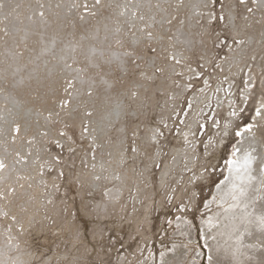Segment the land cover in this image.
Wrapping results in <instances>:
<instances>
[{
  "label": "rangeland",
  "instance_id": "obj_1",
  "mask_svg": "<svg viewBox=\"0 0 264 264\" xmlns=\"http://www.w3.org/2000/svg\"><path fill=\"white\" fill-rule=\"evenodd\" d=\"M0 128V264H264V0H0Z\"/></svg>",
  "mask_w": 264,
  "mask_h": 264
},
{
  "label": "bare ground",
  "instance_id": "obj_2",
  "mask_svg": "<svg viewBox=\"0 0 264 264\" xmlns=\"http://www.w3.org/2000/svg\"><path fill=\"white\" fill-rule=\"evenodd\" d=\"M195 3V2H194ZM189 4V3H188ZM191 5V4H190ZM194 5V4H193ZM123 10V9H122ZM192 11H193V9H192ZM199 14V13H198ZM160 23V22H159ZM191 25V24H190ZM180 29V28H179ZM187 39V38H186ZM180 40V39H179ZM51 41V40H50ZM53 41V40H52ZM181 42V41H180ZM183 42V41H182ZM49 43V42H48ZM50 44H53L52 42H50ZM60 44V43H59ZM67 45V44H66ZM65 45V46H66ZM50 47H51V45H49ZM60 46V45H59ZM58 46V47H59ZM55 47V46H54ZM67 47V46H66ZM55 48H56V50H55ZM54 48V51L56 52L57 51V47H55ZM62 48V47H61ZM53 49V48H52ZM59 49V48H58ZM49 50H50V48H49ZM51 51V50H50ZM101 52V51H100ZM37 60V59H36ZM88 61V60H87ZM34 62V61H33ZM152 62V61H151ZM36 63H37V61H36ZM120 63V62H119ZM121 64V63H120ZM14 65V64H13ZM36 67V66H35ZM15 69V68H14ZM13 76V75H12ZM16 76V75H15ZM15 78V77H14ZM16 78H17V76H16ZM15 80H17V79H15ZM4 97V96H3ZM7 99V98H6ZM10 99V98H9ZM11 101V100H10ZM9 105H10V103H9ZM13 105V104H12ZM10 107V106H9ZM14 107V106H13ZM17 109V108H16ZM12 115V114H11ZM4 116V115H3ZM4 120V119H3ZM44 120H46V119H44ZM107 120V119H106ZM101 123V122H100ZM1 129V128H0ZM9 129V128H8ZM246 134V133H245ZM250 134V133H249ZM248 134V135H249ZM244 135V134H243ZM247 135V136H248ZM252 135V134H251ZM245 137V136H244ZM252 137V136H251ZM246 138V137H245ZM254 138V137H253ZM257 141H258V139H256ZM247 141V140H246ZM246 141L244 142V143H246ZM254 141H255V139H254ZM8 143V142H7ZM6 144V143H5ZM243 145V144H242ZM255 145V144H254ZM244 146H245V144H244ZM247 146V145H246ZM253 146V145H252ZM2 147V146H1ZM259 147V146H258ZM1 149V148H0ZM247 149V148H246ZM253 149H255V148H253ZM261 150V149H260ZM253 151V150H252ZM7 153V152H6ZM256 153V152H255ZM261 153V152H260ZM249 153H247V156H244L243 157V161H246V162H242V163H247V162H250V160H249V155H248ZM239 156V155H238ZM254 156V155H253ZM242 157V156H241ZM251 157V156H250ZM256 159H258L257 161H258V165L257 164H255L256 165V167H255V169H254V172H256V173H261L262 171H263V167H264V163H263V161L260 159V158H258V157H256ZM256 159H255V161H256ZM231 161V160H230ZM256 161V162H257ZM233 162H235V161H233ZM233 162H232V164H233ZM253 162V161H252ZM255 162V163H256ZM241 163V164H242ZM254 163V162H253ZM235 164H237V163H235ZM2 165V164H1ZM230 165V164H229ZM250 166V165H249ZM252 168H253V164H252ZM249 170V169H248ZM237 174V173H236ZM240 175V174H239ZM254 175V174H253ZM257 175V174H256ZM7 176V175H6ZM112 176V175H111ZM237 176V175H236ZM250 177V176H249ZM2 178H4V177H2ZM2 178L0 179V180H2ZM255 178V177H254ZM257 178V177H256ZM248 179V178H247ZM251 179V178H250ZM5 180V179H4ZM14 182V181H13ZM230 182V181H229ZM251 182V181H250ZM255 183V182H254ZM258 183H259V180H258ZM250 184V183H249ZM229 185H233V184H231V182L229 183ZM225 186V185H224ZM244 186V185H243ZM258 186V185H257ZM256 186V187H257ZM248 187V186H247ZM259 187V186H258ZM257 187V188H258ZM262 187V186H261ZM96 188V187H95ZM254 188H255V186H254ZM256 188V189H257ZM264 188V187H263ZM262 188V189H263ZM222 189V188H221ZM111 190V189H110ZM237 191H239V194L241 193V192H243L242 191V187H240V188H237L236 189ZM220 191V190H219ZM264 191V190H263ZM117 192V191H116ZM231 192H232V190H231ZM250 192H252V191H250ZM110 194V193H109ZM236 194V193H235ZM238 194V193H237ZM236 194V195H237ZM243 194V193H242ZM252 194V193H251ZM256 194H257V190H256ZM226 195H227V193H226ZM230 195V194H229ZM248 195V194H247ZM261 195H264V194H261ZM256 196V195H255ZM233 197V196H232ZM240 197V196H239ZM264 197V196H263ZM263 197H262V199H263ZM229 198V197H228ZM230 198H231V196H230ZM237 198V197H236ZM247 198V197H246ZM256 198V197H255ZM236 200V199H235ZM250 200V199H249ZM260 200V199H259ZM227 201V200H226ZM253 201V200H252ZM248 204H249V202H248ZM247 204V205H248ZM261 204V203H260ZM210 205V204H209ZM263 205V204H262ZM230 206L231 207H234V206H236V203H233L232 205L230 204ZM251 206V205H250ZM230 207V208H231ZM239 207V206H238ZM259 207V206H258ZM256 208L255 210V213L256 214H259L258 213V211H259V208ZM262 207V206H261ZM228 208V207H227ZM226 208V209H227ZM225 209V208H224ZM234 210V209H233ZM236 210V209H235ZM220 211V210H219ZM252 211V210H251ZM235 212V211H234ZM239 212V211H238ZM218 213V212H217ZM224 213V212H223ZM241 213H242V211H241ZM249 213H250V211H249ZM252 213H253V211H252ZM261 213H263V212H261ZM261 213H260V215H261ZM251 214V213H250ZM217 215V214H216ZM215 215V216H216ZM227 215V214H226ZM237 215V214H236ZM238 215H241V214H238ZM245 215V214H244ZM263 215V214H262ZM212 217L211 216V220L210 221H205V220H203L201 223H202V226H203V229L205 230V232H206V229H207V227L209 228V225L210 224H215V221L216 220H218L219 219V217ZM228 216V215H227ZM243 216V215H242ZM249 216V215H248ZM223 217V216H222ZM253 217V216H252ZM252 217H248L247 219H248V221H246V220H244V221H246L247 222V224H251L252 223V221H255V219H253ZM222 219V218H221ZM238 219V218H237ZM263 219V218H262ZM238 221V220H237ZM251 221V222H250ZM182 222V221H181ZM217 222V221H216ZM220 222V221H219ZM178 223H179V221H178ZM238 224L237 222H234L233 221V224L232 223H230V226L229 227H233L234 226V230H235V227L237 228V225L236 224ZM254 223V222H253ZM219 224H221V223H219ZM242 224V223H241ZM240 224V225H241ZM259 224V223H258ZM263 224V223H262ZM185 225V224H184ZM191 225V224H190ZM244 225V224H243ZM188 226V225H187ZM217 226V225H216ZM228 226V225H227ZM250 226V225H249ZM252 226V225H251ZM181 227V226H180ZM189 227V226H188ZM223 227V226H222ZM221 227V225L220 226H218L217 228H215L214 227V230H213V232H225V229L224 228H222ZM239 227V226H238ZM258 227H259V225H258ZM213 228V227H212ZM243 228H246V227H244V226H242V227H239L238 229V232H243L242 230H243ZM257 228V227H256ZM192 229V228H191ZM202 229V230H203ZM211 229V228H210ZM209 229V230H210ZM182 230V229H181ZM233 230V231H234ZM253 230V229H252ZM259 230V229H258ZM191 231V230H190ZM232 231V229H231V231H226V232H233ZM247 231V230H246ZM256 231V230H255ZM181 232V231H180ZM207 232H208V230H207ZM206 232V233H207ZM190 233V232H189ZM216 233H214L213 235H215V239L216 238H218V233L216 234ZM246 233V232H245ZM232 234V233H231ZM256 234V233H255ZM255 234H253V236L255 235ZM180 235V234H179ZM207 235V234H206ZM240 235V234H239ZM239 235H232L233 237H230L231 239H234V240H240V238H241V236H239ZM247 235V234H246ZM222 236V235H221ZM230 235L228 234V235H226V237H229ZM192 238V237H191ZM210 238V237H209ZM223 238H225V237H223ZM222 238V240L221 239H219V241H215V243L214 244H209L208 245V243L205 241L206 239H208V238H206L204 241H205V243L208 245V248H209V252H210V255H212V253H215L217 250H218V248L221 246V243L222 242H224V240L225 239H223ZM213 238H211V240H212ZM244 239V238H243ZM243 239H242V241H243ZM7 240V239H6ZM212 242V241H211ZM247 242H248V239H247ZM246 242V243H247ZM210 243V242H209ZM250 243V242H249ZM248 243V244H249ZM12 244V243H11ZM14 244V243H13ZM244 244H245V242H244ZM254 244V243H253ZM235 245V244H234ZM237 245V244H236ZM223 246V245H222ZM245 246H247V245H245ZM250 246V245H249ZM254 246V245H253ZM242 247V246H241ZM8 248V247H7ZM249 248V247H248ZM256 249V248H255ZM254 249V250H255ZM182 250V249H181ZM253 250V249H252ZM257 251V250H256ZM227 252H228V256H227V258L229 257L230 259H232V260H234L235 262H239V259H245V258H249V260L251 259V257L249 256V252H250V250H239V249H236V248H231V249H229V250H227ZM222 254V253H221ZM0 255H3V254H0ZM242 255H243V258H242ZM252 255V254H251ZM255 255H256V253H255ZM213 256V255H212ZM260 256V255H259ZM261 257V256H260ZM216 258H218V256L216 257ZM215 258V259H216ZM221 258V257H220ZM2 259V258H1ZM211 259V258H210ZM261 259V258H260ZM264 259V258H263ZM197 260V259H196ZM222 260V259H221ZM259 260V259H258ZM258 260H257V262H258ZM1 261V260H0ZM4 261V260H3ZM247 261V260H246ZM20 262H21V260H20ZM19 262V263H20ZM149 262V261H148ZM168 262V261H167ZM6 263V262H5ZM16 263V262H15ZM227 263V262H226ZM241 263H243V262H241ZM4 264V263H3ZM209 264H213V261H210L209 262ZM220 264V263H219ZM239 264V263H238ZM250 264V263H249ZM256 264H259V263H256Z\"/></svg>",
  "mask_w": 264,
  "mask_h": 264
}]
</instances>
